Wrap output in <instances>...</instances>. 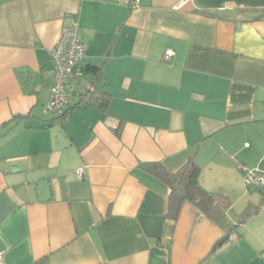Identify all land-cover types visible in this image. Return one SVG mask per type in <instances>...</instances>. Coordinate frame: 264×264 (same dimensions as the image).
Returning a JSON list of instances; mask_svg holds the SVG:
<instances>
[{
	"label": "crops",
	"instance_id": "0c3cea01",
	"mask_svg": "<svg viewBox=\"0 0 264 264\" xmlns=\"http://www.w3.org/2000/svg\"><path fill=\"white\" fill-rule=\"evenodd\" d=\"M73 16L82 72L48 111ZM87 64L106 110L69 107ZM188 159L230 198L229 234L189 202L169 219L141 165ZM262 161L264 0H0V264H264V198L239 168Z\"/></svg>",
	"mask_w": 264,
	"mask_h": 264
},
{
	"label": "trees",
	"instance_id": "16d2710c",
	"mask_svg": "<svg viewBox=\"0 0 264 264\" xmlns=\"http://www.w3.org/2000/svg\"><path fill=\"white\" fill-rule=\"evenodd\" d=\"M86 71L92 74L90 86L80 91L78 101L69 107L73 108L80 104H86L94 105L100 110H106L111 94L97 87L95 84L99 67L87 64ZM61 116L62 114L60 113L59 117ZM117 134H119L118 131ZM141 165L148 174L169 187L166 211V216L169 219L176 221L182 204L189 202L198 212L218 223L226 231V234H229L233 230L234 224L227 215L231 206L230 198L223 193L209 191L201 185L200 166L193 159L186 160L175 169L157 161L144 162ZM259 189L263 190L264 188ZM250 213L251 211L246 209L241 216L242 218H246Z\"/></svg>",
	"mask_w": 264,
	"mask_h": 264
},
{
	"label": "built area",
	"instance_id": "2783aa9c",
	"mask_svg": "<svg viewBox=\"0 0 264 264\" xmlns=\"http://www.w3.org/2000/svg\"><path fill=\"white\" fill-rule=\"evenodd\" d=\"M120 3L126 0H117ZM78 19L71 17L68 24L63 25L59 37L51 50V59L54 64V83L51 88L49 101L45 105L46 110H60L65 102L66 89L69 80L81 74L80 64L85 57L86 45L77 36ZM173 54V50L167 49L164 53V60L168 61ZM239 168L244 171V182L247 186L264 188V172L257 169H247L239 164ZM86 165L77 168L74 175L81 179L86 174ZM2 251H0V258Z\"/></svg>",
	"mask_w": 264,
	"mask_h": 264
},
{
	"label": "rangeland",
	"instance_id": "374dc122",
	"mask_svg": "<svg viewBox=\"0 0 264 264\" xmlns=\"http://www.w3.org/2000/svg\"><path fill=\"white\" fill-rule=\"evenodd\" d=\"M50 97V96H49ZM74 98V97H73ZM73 98H71V99H69L70 100V103L72 102V99ZM51 113V112H50ZM255 169H257V170H259V171H261V172H264V161H262L259 165H258V167L257 168H255ZM242 180H243V187H244V189H243V193H244V196L243 197H246L248 194V192H250L251 194L252 193H254V194H258V196L260 197V198H264V195H263V192H264V189L263 190H259L258 191V188H255V187H253V186H247L246 184H245V182H244V172H243V176H242ZM248 191V192H247ZM239 195H241V192H239ZM246 195V196H245ZM237 197V196H236ZM243 197H241L240 199H242ZM239 199V200H240ZM241 202V201H240Z\"/></svg>",
	"mask_w": 264,
	"mask_h": 264
}]
</instances>
